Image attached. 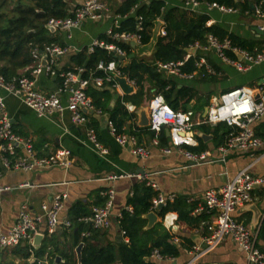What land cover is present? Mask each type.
Here are the masks:
<instances>
[{"label":"crops","instance_id":"1","mask_svg":"<svg viewBox=\"0 0 264 264\" xmlns=\"http://www.w3.org/2000/svg\"><path fill=\"white\" fill-rule=\"evenodd\" d=\"M64 1L67 5L68 15L66 17H68L71 15V11L86 0ZM124 1L103 0L106 6L103 18L99 20H86L79 27L65 30H51L46 27L52 33V36L58 39V42L55 43L68 48V50L56 58L54 69L57 75L44 72L33 77L38 91L44 94L56 92L62 82V78L59 76L60 72L70 69L83 68V71L80 73L82 78H89L91 75L105 77L104 72L98 70L97 66L94 69L87 70L85 65L77 64L73 60V56L82 51L89 53L93 52L95 48H101L96 46L93 50H90V45L95 40H105L109 43L119 44L118 41L116 42L108 35V31L110 29L115 31L116 28L122 25L123 21L131 16L136 17L137 30L138 18L140 16L137 14V10L151 0H141L131 8L130 12L122 14L118 10ZM162 1L165 3L162 8L163 14L168 9L173 8L185 10L189 16L193 13L205 14L208 16V20L206 21V26L208 27L213 25L219 26L228 33L237 35L243 39L263 42L261 50L258 47L252 50L237 47L254 54L264 53V0H250L249 10L243 9L245 1L236 0L238 2L237 6H230L235 9L233 12H223L212 6L214 3L207 1H201L199 6L195 8L189 7L186 4V0ZM258 8L262 13L258 12ZM157 20L163 22L158 38L167 36V23L163 15L159 16L155 20V23ZM155 23L152 29V36L156 26ZM125 31L132 32L129 30ZM209 34L213 33L206 35L205 42L196 40L184 48L185 53L183 58L179 60H185L186 55L190 53L189 49H193L190 53L192 56L186 59L182 66V71L188 74V76H178L170 74L167 71H159L157 63L166 61L156 60L154 49L148 52V49L145 47L150 43L152 37L149 43L146 44L142 43V41L138 43L136 40L120 42L130 45L132 53L135 54L134 57H130L132 53L128 55V51L120 44L125 50V55H121L125 56L122 60H119V56L114 51L105 49L117 59L112 60L118 61L117 64L119 63L117 75L126 77L127 82L133 86L134 90L130 94H125L117 78L115 81L105 80L102 85L91 82L87 88L90 89L89 92L98 91L99 95L97 96L101 98V105L99 106L94 103L95 98L86 89L94 104V109L87 111L88 124H76L72 120L69 110L57 112L52 116L53 118L39 116L20 99L0 89V95L5 97L6 111L13 122V131L25 139H30L39 157L48 156L60 148H66L71 151L72 158L69 168L54 166L44 169L37 168L31 171L18 169L5 170L3 176L0 178V186H9L11 189L0 191V227L7 230L13 225L18 218L22 205H27L33 214H40L42 212L41 206L44 203H50L56 196L61 195L63 197V208L59 213V218L61 221H72V226L65 227L62 225L56 232L48 233L46 221L43 220L39 223L38 230L39 233L44 235L42 242L45 236L54 234L55 242L61 245H69L74 241V225L83 223L78 221V218L88 215L84 214L73 219V208L77 204H82L90 214L93 206L105 203L106 197L103 193L108 189H114L115 198L109 225L98 230L97 239L101 245L114 243L118 247L121 243L128 244L130 242L129 236L122 233L124 230L122 231L119 222L122 217H119V215H122L125 209L129 211L133 210V207L128 205V201L133 195L135 185L137 184L143 183L152 187L157 192V195L153 199L159 194L168 198V201H173L175 198H186L188 202L195 204L196 207L204 200V194L207 190L222 187L232 181L242 170L249 171L255 176L264 175V145L252 151L234 150L228 155L225 162L216 160L201 165L191 163L183 153L176 150L169 154L164 153L162 148L172 147L169 130L163 128L156 134L155 131L150 129V117L147 126L139 124V112L143 109V106L148 104L150 114L152 99L156 95H162L165 98L163 93H157V87L150 81L145 80L143 83L144 94L140 105H136V103H133L134 101L124 100V96H133L137 93L138 85L135 79H131L121 71L119 65L126 66L134 58L153 65L163 79L174 82L179 88L183 85L195 88L198 91V96L190 100L187 104V110L181 107L175 109L166 98L165 100L176 111L192 112L193 120L196 123L194 133L197 144L189 147V149L195 152L206 150L211 152L215 159L218 158L220 153L217 147L224 142L229 131V126L224 122L214 125L202 121L207 116L209 107L222 94L230 90L244 86L253 90L256 98L264 95V61L247 70L239 71L235 66L223 60L215 50L195 49L194 45L196 43L202 46L206 45ZM213 35L218 37L215 34ZM225 38L229 37L226 36ZM107 39H111V41ZM48 45L45 44L43 49H39V56L37 58L33 57L32 64H45L44 56L46 54L44 51ZM230 53L233 52L228 51L226 53L227 56L231 58L236 57L234 53L233 55ZM201 57L206 58L212 71H209L206 65L197 66L196 63ZM191 59L195 62V69L185 71L184 67ZM25 69L21 70L20 74L24 73ZM98 71L102 74H98ZM85 73H88L86 77L83 75ZM104 91L107 93L105 95L101 94ZM61 98L66 103L67 94H62ZM119 100L122 104L115 121L112 117V111L116 108ZM183 102L184 100L180 101V103ZM109 120L114 122L120 133L133 136L138 145L148 147L150 150L149 156L143 158L133 155L129 149L132 143L126 146L120 145L111 132L108 124ZM119 122H121V128L118 126ZM262 122H264V117L252 124L257 135H259V127ZM88 125L96 128L101 142L108 148L109 152L105 158L100 157L86 145ZM156 135H158L159 139L158 144L153 143ZM0 164H2L1 155ZM2 167L0 166V168ZM123 174H131L132 176H122ZM159 206L157 208H152L151 206L148 212H154L157 215V221L152 227L156 223H162L163 227L172 235L171 243L179 248L180 253L177 257L163 256L159 249L156 248L154 250L159 251L162 259L155 258L153 250L150 257H146V260H151L157 264H249L245 252L230 236L225 237L213 250L201 253L205 246L204 237L208 234V230L203 222L205 220H212L213 214H204L201 219L202 221L189 225L185 221L181 222L178 220L179 213L177 211L168 212L164 217H161L159 210L164 205L161 208ZM146 214L142 215L145 219H147L145 217ZM233 217L255 232L257 245L264 252V238L259 235L264 220V184L254 188L252 203L235 210ZM148 223L149 220L147 219L145 230L152 228L147 227ZM87 232L91 234V231L88 230ZM126 237H128L129 242L126 241ZM197 247H200L199 250H197ZM44 261L45 264H49L48 259ZM114 264H123L118 249Z\"/></svg>","mask_w":264,"mask_h":264},{"label":"built area","instance_id":"2","mask_svg":"<svg viewBox=\"0 0 264 264\" xmlns=\"http://www.w3.org/2000/svg\"><path fill=\"white\" fill-rule=\"evenodd\" d=\"M146 1V0H144ZM246 1V0H241ZM186 4L195 8L200 2L197 0H186ZM215 6L223 12H233V7L219 5ZM259 13L261 10L257 9ZM106 12V6L103 0H86L83 4L71 11V15L64 18L52 17L46 23V27L51 26L54 30H65L79 27L86 20H99L103 18ZM50 29V28H49ZM144 29V17L138 18L137 30L132 32H115L110 29L108 35L113 40L125 42L136 40L142 41V30ZM164 33V32H163ZM165 34V33H164ZM101 47L109 51H114L117 56L125 55L122 46L116 43H109L105 40H95L90 45V50L94 47ZM195 49L204 48L215 50L216 53L227 63L235 66L239 71H244L250 67L260 64L264 61V53L254 54L234 46L229 38L219 39L213 34L207 36L206 45L199 43L194 45ZM68 48L62 47L56 43L45 47L47 63L32 64L26 67L24 73L6 77L0 73V89L7 94L20 99L26 106L33 109L39 116L53 118L57 112L69 110L72 120L76 124H88V110L94 109L93 100L87 94L86 89L94 82L102 85L105 80L115 81L118 73V64L116 60H101L97 69L104 72L105 77L91 75L89 78H82L80 73L83 68L70 69L60 72L62 78L59 89L50 94H44L35 87L34 76L41 73L57 75L54 69L56 58L64 54ZM233 52L236 57L227 56V52ZM32 56H39V49L32 50ZM191 53V52H190ZM187 54L185 60L192 55ZM185 60L158 62L159 71H167L170 74L178 76H188L182 71ZM197 66L206 65L209 71L212 68L208 65L206 58L201 57L197 61ZM77 70V71H76ZM67 94L66 103L63 102L61 95ZM150 129L158 134L163 128H167L170 133L172 147H164L162 151L166 154L178 151L183 153L193 164H205L214 161L225 162L228 155L234 150L252 151L264 145V134L257 135L252 126L256 121L264 117V95L255 97L253 90L247 87H238L230 90L220 96L208 110L207 116L202 121L204 123L219 124L226 123L229 131L224 142L218 145L220 153L218 158H214L209 151L195 152L189 147L197 144L195 139V122L192 112H182L174 110L162 95H156L150 104ZM11 117L6 111L5 97L0 95V155L2 168H0V178L5 170L18 169L31 171L37 168H50L61 166L69 168L72 163L71 151L66 148H60L55 153L48 156L39 157L30 139H25L13 131ZM111 132L116 141L122 145H130V151L133 155L146 158L150 150L146 146L138 145L135 137L120 133L112 120L108 122ZM86 145L95 151L100 157L105 158L108 154V148L101 142L95 127L88 125L86 132ZM154 144L159 143L158 135L153 139ZM122 176H132L123 174ZM264 184V175L255 176L249 171L242 170L235 178L218 189H209L204 194V200L199 203L192 214H213L212 220H205L208 234L204 237V249L201 253L209 252L216 248L227 236L238 244L245 252L249 264H264V252L258 247L256 234L249 227L233 217V212L242 208L253 201V190L256 186ZM156 187V185H154ZM11 187L0 186V191L10 190ZM106 201L103 205L93 206L91 213L78 218V221L90 224L93 229H102L109 225V219L112 214L115 190L108 189L104 193ZM169 199L159 194L152 200V208L159 205H165ZM63 208V197L56 196L50 203H44L41 206L40 214H33L27 205H22L18 218L15 223L4 230L0 227V253L10 247L20 243L28 242L32 244L33 239L39 233L38 225L43 220L46 221L48 233L56 232L60 226L71 227L72 221H61L59 213ZM122 215L120 214L119 217ZM126 235V232H122ZM82 236H90L87 231L82 232ZM129 242L128 237L125 238ZM200 247H197L199 250ZM153 256L162 259L158 250H154ZM41 263V261H39Z\"/></svg>","mask_w":264,"mask_h":264},{"label":"trees","instance_id":"3","mask_svg":"<svg viewBox=\"0 0 264 264\" xmlns=\"http://www.w3.org/2000/svg\"><path fill=\"white\" fill-rule=\"evenodd\" d=\"M141 0H125L118 12L125 14ZM218 3L219 5L237 6L236 0H197ZM260 1V0H256ZM165 3L162 0H151L143 4L137 10L138 15L144 17V29L142 30V43H149L152 37V29L155 20L163 15L167 23V36L159 37L154 48L156 60L169 61L183 58L184 48L200 40L205 42L206 35L213 33L221 40L229 37L234 46L248 48L250 50L258 47L262 49V41L246 40L237 35L230 34L219 26H206L208 16L205 14L193 13L191 16L185 10L179 8L168 9L164 14L162 8ZM67 5L64 0H0V73L6 77L20 74V71L33 63L32 50L34 48L43 49L45 44L58 42L52 33L46 28V23L52 17L62 18L68 15ZM243 9H250V0L243 3ZM136 17L131 16L122 22V25L115 31L136 30ZM111 41V39H107ZM113 41V40H112ZM117 42V41H116ZM122 45L128 55L132 53L130 45ZM118 44V45H119ZM233 55V53H230ZM116 59L114 55L103 48H95L93 52H80L73 56V60L79 65H85L87 70L94 69L101 60L110 61ZM117 60V59H116ZM118 62V61H117ZM194 60H190L184 67L185 71L195 69ZM119 64V63H118ZM121 71L135 79L138 91L133 96H124L125 101H134L140 105L144 89L145 80L150 81L157 87V93H163L169 104L175 108L187 110V104L191 99L198 96V91L190 86L183 85L179 88L174 82L163 79L157 69L139 59H132L128 65L120 66ZM98 74H102L100 71ZM84 77L88 73L83 74ZM169 86V88H167ZM87 92L95 98V104L101 105V98L98 91ZM104 91L101 94H106ZM186 99V100H185ZM180 103V101H183ZM121 101L112 111V117L116 121V116L120 111ZM121 128V122L118 123ZM227 133V132H226ZM264 133V122L259 127V135ZM202 148V147H201ZM157 192L146 184H137L134 193L128 201V205L133 207L132 211L125 209L122 218L119 220L122 231L129 236L128 244L121 243L118 247L114 243L101 245L97 239V229H93L86 223L74 225V241L72 244L61 245L55 242L54 234L45 236L44 241L38 249L30 243L23 242L14 247L6 248L0 253V264H45L46 259L49 264H54V258L60 255L63 261L57 264H79L75 248L83 243L81 250L82 264H114L117 257V249L123 264H157L150 257L154 249H159L163 256L177 257L179 248L171 243L172 235L167 231L162 223H156L152 228L145 230L147 219L142 215L148 213L152 206V199ZM104 204V203H103ZM195 204L187 201L186 198H175L168 201L160 210L159 215L164 217L168 212L177 211L179 221H185L192 225L194 222L202 221L204 214L192 215ZM73 219L77 216L89 214L82 205L77 204L73 210ZM91 231L90 236H81L83 231ZM259 235L264 238V220ZM18 259V262H17ZM41 261V263L39 262Z\"/></svg>","mask_w":264,"mask_h":264},{"label":"water","instance_id":"4","mask_svg":"<svg viewBox=\"0 0 264 264\" xmlns=\"http://www.w3.org/2000/svg\"><path fill=\"white\" fill-rule=\"evenodd\" d=\"M156 26L154 28V32H153V36H152V39L150 41V43L148 45H146L145 47L148 49V52H150L151 50L154 49L155 47V44L158 40V36H159V33H160V30H161V27L163 26V22L160 21V20H157L156 21ZM48 28H50L51 30H54L51 26H48ZM259 31H262V30H259ZM262 33V32H260ZM189 51H193V49H189ZM135 54L132 53L130 55V57H134ZM125 56H119V60H122L124 59ZM46 56H44V61L46 63ZM116 78L117 80L119 81V84L121 86V89L122 91L125 93V94H130L133 92L134 88L133 86H131L127 81V78L126 77H120L118 75H116ZM140 114V125L141 126H147L149 124V111H148V106L147 108H143L140 110L139 112ZM0 166H2V164H0ZM160 208L162 207V205L159 206ZM145 217L149 220V223L147 225L148 228L152 227V225L157 221V215L154 213V212H150L148 214L145 215ZM43 237L44 235L41 234V233H37L33 239V242H32V246L35 248V249H38L41 244H42V240H43ZM82 246L83 244H80L77 248H76V252L78 254V260H79V264H82V255H81V249H82ZM61 257L60 256H56L55 258V261L54 263L57 264L59 261H61Z\"/></svg>","mask_w":264,"mask_h":264},{"label":"rangeland","instance_id":"5","mask_svg":"<svg viewBox=\"0 0 264 264\" xmlns=\"http://www.w3.org/2000/svg\"><path fill=\"white\" fill-rule=\"evenodd\" d=\"M148 104L144 105L143 108H147ZM17 262H18V259H17Z\"/></svg>","mask_w":264,"mask_h":264}]
</instances>
